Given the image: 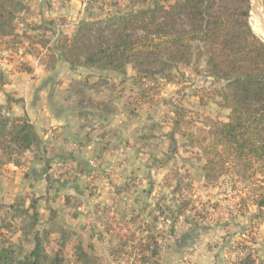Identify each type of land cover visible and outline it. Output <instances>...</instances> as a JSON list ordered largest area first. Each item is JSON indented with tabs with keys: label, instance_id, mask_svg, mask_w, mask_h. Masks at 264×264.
Wrapping results in <instances>:
<instances>
[{
	"label": "rangeland",
	"instance_id": "rangeland-1",
	"mask_svg": "<svg viewBox=\"0 0 264 264\" xmlns=\"http://www.w3.org/2000/svg\"><path fill=\"white\" fill-rule=\"evenodd\" d=\"M21 2L26 10L17 14L14 33L0 38L16 52L8 64L49 79L71 117L64 131L32 123L42 138L23 153L0 149L2 231L24 252L37 233L49 231L48 252L61 249L70 264L78 243L89 254L79 264H264V224L253 218L261 181L207 179L203 152L176 130L183 114L186 133L228 120L230 110L210 95L223 82L206 72L205 61L173 68V81L139 75L132 64L125 73L73 67L60 38L83 20L126 10L129 1ZM250 21L264 39L252 10Z\"/></svg>",
	"mask_w": 264,
	"mask_h": 264
},
{
	"label": "trees",
	"instance_id": "trees-1",
	"mask_svg": "<svg viewBox=\"0 0 264 264\" xmlns=\"http://www.w3.org/2000/svg\"><path fill=\"white\" fill-rule=\"evenodd\" d=\"M128 1L126 10L83 20L74 34L60 38L63 58L73 67L81 63L117 73H125V65L132 64L139 75L163 74L169 81H173V68L190 66L195 58L204 60L206 72L223 82L210 95L218 96L220 104L230 110L228 120H210L207 128L186 133L183 114L176 130L203 152L207 179L238 175L261 181L253 218L264 224V39L251 25V0ZM25 8L21 0H0V38L14 33L17 14ZM12 99L7 94V106ZM35 143L26 113L0 112L4 154L23 153ZM32 218L27 224L30 228L38 214ZM62 234V240H67ZM49 235V231L37 233L32 250L24 252L0 226V264H70L61 249L48 252L44 239ZM75 253L73 264L89 258L81 243Z\"/></svg>",
	"mask_w": 264,
	"mask_h": 264
},
{
	"label": "crops",
	"instance_id": "crops-1",
	"mask_svg": "<svg viewBox=\"0 0 264 264\" xmlns=\"http://www.w3.org/2000/svg\"><path fill=\"white\" fill-rule=\"evenodd\" d=\"M12 51L7 40L0 39V110L6 109L16 115L26 113L31 124L38 129H65L63 122L66 121L64 124H67L71 116L61 106V101L64 100L52 95V83L49 79L41 80L34 74L28 77L17 67L13 69L8 64V55L16 53ZM7 94H11L13 98L10 106H7ZM35 134V144L38 145L42 137L38 130Z\"/></svg>",
	"mask_w": 264,
	"mask_h": 264
},
{
	"label": "water",
	"instance_id": "water-1",
	"mask_svg": "<svg viewBox=\"0 0 264 264\" xmlns=\"http://www.w3.org/2000/svg\"><path fill=\"white\" fill-rule=\"evenodd\" d=\"M261 0H251V10L254 15L259 19L262 28H264V12L260 8Z\"/></svg>",
	"mask_w": 264,
	"mask_h": 264
},
{
	"label": "bare ground",
	"instance_id": "bare-ground-1",
	"mask_svg": "<svg viewBox=\"0 0 264 264\" xmlns=\"http://www.w3.org/2000/svg\"><path fill=\"white\" fill-rule=\"evenodd\" d=\"M259 20V19H258ZM262 27V26H261ZM261 30V29H260ZM263 36H264V28H262Z\"/></svg>",
	"mask_w": 264,
	"mask_h": 264
}]
</instances>
